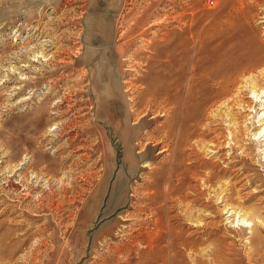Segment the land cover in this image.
<instances>
[{"label":"rangeland","instance_id":"374dc122","mask_svg":"<svg viewBox=\"0 0 264 264\" xmlns=\"http://www.w3.org/2000/svg\"><path fill=\"white\" fill-rule=\"evenodd\" d=\"M183 26L233 49L264 39V0H0V264H264L249 91L183 144L167 115L135 122L156 41Z\"/></svg>","mask_w":264,"mask_h":264},{"label":"bare ground","instance_id":"6f19581e","mask_svg":"<svg viewBox=\"0 0 264 264\" xmlns=\"http://www.w3.org/2000/svg\"><path fill=\"white\" fill-rule=\"evenodd\" d=\"M188 30L187 26L175 32L167 30L163 40L157 39L154 59L149 65L153 76L150 79L140 78L143 89L138 96V102L133 105L135 122L147 123L146 116L151 111L156 112L155 116L158 117L167 115L168 118L163 124L167 130L163 131L162 139L180 144L189 142L192 138L198 139V134H202V118L208 109L212 111L222 105L230 106L240 95L249 91L248 100L240 105L250 112L246 115V120H253L255 116L251 113L255 112L257 106L261 107V113L257 111L259 117L256 114L258 128L254 136L264 148V86L258 83L264 82V39L255 31L247 43L236 44V48L220 47L210 51L204 31L188 34ZM218 54L221 56L219 66L208 69L210 61ZM142 106L145 109L140 110ZM233 116H229L228 123L230 142L233 140L232 142L237 143V137L244 131L238 119ZM151 136H144L146 142H136L141 147L137 152L140 154L139 158L135 157L134 142L130 138L125 139L127 160L131 167L132 162L146 157L147 144L150 142L148 140L153 138Z\"/></svg>","mask_w":264,"mask_h":264}]
</instances>
